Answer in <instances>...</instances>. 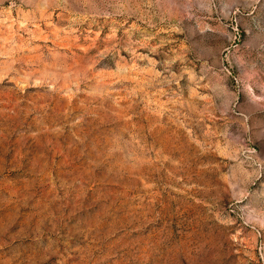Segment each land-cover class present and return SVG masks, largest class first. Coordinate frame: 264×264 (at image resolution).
Returning a JSON list of instances; mask_svg holds the SVG:
<instances>
[{
    "label": "rangeland",
    "instance_id": "rangeland-1",
    "mask_svg": "<svg viewBox=\"0 0 264 264\" xmlns=\"http://www.w3.org/2000/svg\"><path fill=\"white\" fill-rule=\"evenodd\" d=\"M0 264H264V0H0Z\"/></svg>",
    "mask_w": 264,
    "mask_h": 264
}]
</instances>
